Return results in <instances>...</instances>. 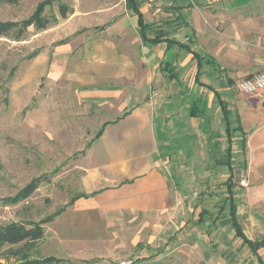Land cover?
Wrapping results in <instances>:
<instances>
[{
  "label": "rangeland",
  "instance_id": "rangeland-1",
  "mask_svg": "<svg viewBox=\"0 0 264 264\" xmlns=\"http://www.w3.org/2000/svg\"><path fill=\"white\" fill-rule=\"evenodd\" d=\"M100 1L0 3V23H20L34 14L49 22L45 30L28 27L19 40L0 37V228L42 223L57 214L52 221L40 224L42 238L25 252L29 260L54 258L55 262L46 264H244L245 253L238 250L229 228L225 232L227 246L219 250V246L206 243L211 261L203 259L202 253L189 252L198 237L191 226L196 225L194 207L186 213L177 210L157 217L102 213L97 206L86 205L89 201L83 202L101 192L84 194L80 188L83 160L104 128L93 125L99 118V107L92 97L98 88L110 86L101 83V77L115 74L107 64L111 55H100L93 47H118L117 55L126 59L137 53L136 45L134 51L130 48L131 38L101 36L108 24L98 20L106 14L100 11ZM259 2L257 10H245L244 21L228 14L217 25L201 17L205 14L202 7L193 6L191 23H198L194 42L203 51L222 40L227 47L223 56L234 67L247 63L250 57L264 62V0ZM121 8L125 15L128 10L123 4ZM150 9L155 12L158 8L152 4ZM160 13H164L162 9ZM81 16L88 20H80ZM248 16L255 19L245 20ZM99 59L105 64L100 65ZM126 87L132 91V99H143V93L140 96L132 86ZM144 92L151 95L153 89ZM157 136L162 144L164 135ZM109 137L104 143L110 142ZM97 143L85 162L101 169L107 150L101 141ZM177 144L181 149L185 145L167 143V152L173 153ZM241 180L236 176L233 183L245 189L247 184L242 186ZM31 181H37V190L27 200L17 201L18 192ZM184 187L181 183L180 189ZM218 187L196 185L194 189L207 193L209 199L202 197L201 207L214 213L225 195ZM213 204L217 207H211Z\"/></svg>",
  "mask_w": 264,
  "mask_h": 264
},
{
  "label": "crops",
  "instance_id": "crops-1",
  "mask_svg": "<svg viewBox=\"0 0 264 264\" xmlns=\"http://www.w3.org/2000/svg\"><path fill=\"white\" fill-rule=\"evenodd\" d=\"M133 1L147 26L146 37L163 36L155 45L143 41L138 17L127 7L126 0L100 1V11L106 14L98 20L108 24L101 36L131 38L130 48L134 51L136 45L137 53L126 59L117 55L118 47H93L100 55H111L107 64L115 74L102 76L101 83L110 86L98 88L92 97L99 107V118L93 125L104 128L83 160L80 188L84 194L101 192L83 202L89 201L86 205L97 206L102 213L157 217L177 210L186 213L194 207L196 225L191 226L198 237L189 252L202 253L203 259L211 261L206 246L217 245L219 250L227 246L225 232L229 228L238 250L245 253L244 264H264V245L253 252L237 236L232 224L234 220L248 241L264 242V92L257 97H245L236 88L240 80L263 70L264 62L250 57L247 63L234 67L223 56L227 47L222 40L202 51L192 36L197 35L198 23L192 24L190 19L194 6L202 7L205 14L201 17L216 25L228 14L238 15L244 21L245 10H257L260 2ZM121 4L128 10L125 15ZM152 4L158 8L155 12L150 11ZM161 9L164 13H160ZM81 17L82 21L88 20ZM251 19L255 17L245 20ZM101 60L99 64H105ZM126 85L136 89L140 96L143 93V99H132V91ZM151 87L153 94L147 95L144 91ZM159 134L164 135L162 144L158 142ZM109 135L110 142L104 143ZM100 141L107 150L101 169L85 162ZM174 141L185 145L181 149L177 144L173 153L167 152V143ZM236 176L244 179L245 189L234 185ZM229 179L231 189L227 185ZM181 183L185 185L182 190ZM196 185L219 186L225 193L216 213L201 207L205 201L202 197H209L203 191L195 192ZM212 213L215 216L211 219Z\"/></svg>",
  "mask_w": 264,
  "mask_h": 264
},
{
  "label": "trees",
  "instance_id": "trees-1",
  "mask_svg": "<svg viewBox=\"0 0 264 264\" xmlns=\"http://www.w3.org/2000/svg\"><path fill=\"white\" fill-rule=\"evenodd\" d=\"M18 1L19 0H0V3L15 5ZM126 4L127 7L138 17L141 39L152 45L161 42L162 34H157V36L153 38L146 37L145 30L147 29V26L143 24L142 15L139 9L135 6L134 1L126 0ZM33 25L38 30H45L49 26V22L45 19H41L39 15L34 14L20 23H0V37H11L13 40H19L27 28ZM167 42L169 43L170 41ZM61 44L63 43L61 42ZM101 133L102 131L99 132L98 136H100ZM227 185L228 189H231L230 179L229 182H227ZM37 188V181H31L18 192L15 199L17 201H25L37 190ZM55 216H57V214L44 219L42 223L52 221ZM42 223L27 225L14 223L0 228V264H46L54 261V258H47L43 261L29 260L25 255V252L28 251L35 242L42 238V227L40 225ZM232 224L237 236L240 237L253 252H255L260 246L264 245V242L252 243L248 241L243 237L241 230L234 220L232 221ZM11 259L12 261H10Z\"/></svg>",
  "mask_w": 264,
  "mask_h": 264
},
{
  "label": "built area",
  "instance_id": "built-area-1",
  "mask_svg": "<svg viewBox=\"0 0 264 264\" xmlns=\"http://www.w3.org/2000/svg\"><path fill=\"white\" fill-rule=\"evenodd\" d=\"M264 77V71L247 76L240 80L236 88L239 93L245 97H257L264 92V80H262L259 84L257 83V78ZM244 179L241 180V185L245 184ZM119 264H130L129 262L122 261Z\"/></svg>",
  "mask_w": 264,
  "mask_h": 264
},
{
  "label": "clouds",
  "instance_id": "clouds-1",
  "mask_svg": "<svg viewBox=\"0 0 264 264\" xmlns=\"http://www.w3.org/2000/svg\"><path fill=\"white\" fill-rule=\"evenodd\" d=\"M262 80H264V77L257 78V83L259 84Z\"/></svg>",
  "mask_w": 264,
  "mask_h": 264
}]
</instances>
